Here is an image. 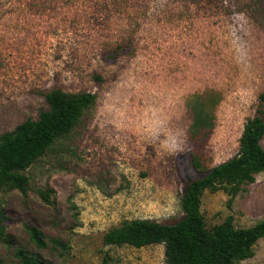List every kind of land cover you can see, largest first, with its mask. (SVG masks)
Returning <instances> with one entry per match:
<instances>
[{
    "label": "rangeland",
    "instance_id": "374dc122",
    "mask_svg": "<svg viewBox=\"0 0 264 264\" xmlns=\"http://www.w3.org/2000/svg\"><path fill=\"white\" fill-rule=\"evenodd\" d=\"M235 13L246 52L228 28ZM54 90L94 103L24 173L25 195L0 191V264H22L18 249L50 264H166L163 245L104 236L133 220L177 224L188 183L239 153L264 93V0H0V136L37 120ZM201 213L208 230L264 221V173L235 197L205 191ZM253 252L235 264H264V239Z\"/></svg>",
    "mask_w": 264,
    "mask_h": 264
},
{
    "label": "trees",
    "instance_id": "16d2710c",
    "mask_svg": "<svg viewBox=\"0 0 264 264\" xmlns=\"http://www.w3.org/2000/svg\"><path fill=\"white\" fill-rule=\"evenodd\" d=\"M48 109L37 120H27L12 132L0 136V191L18 190L26 194L29 177L24 173L60 139L68 136L79 124L86 110L94 103L90 93L66 94L54 90L45 95ZM258 114L247 121L240 139L239 153L229 161L192 180L182 198L183 219L174 225L153 220H133L108 231L104 244L143 248L163 245L166 264H235L254 256L253 246L264 239V221L247 229H236L231 218L208 230L201 213L205 191L225 190L235 197L264 173V93L259 97ZM196 118L197 126L206 124ZM194 162V167H198ZM42 198L50 202L47 192ZM5 214L0 209V240L5 234ZM34 246L45 249L43 232L29 229ZM15 257L22 264H50L39 255L18 249Z\"/></svg>",
    "mask_w": 264,
    "mask_h": 264
},
{
    "label": "clouds",
    "instance_id": "9594fccd",
    "mask_svg": "<svg viewBox=\"0 0 264 264\" xmlns=\"http://www.w3.org/2000/svg\"><path fill=\"white\" fill-rule=\"evenodd\" d=\"M247 19L243 13H235L228 24L231 32L235 33V41L238 52H246V42L242 38V33L247 30ZM180 146L179 137L174 135L168 142L167 147L169 150H178Z\"/></svg>",
    "mask_w": 264,
    "mask_h": 264
}]
</instances>
